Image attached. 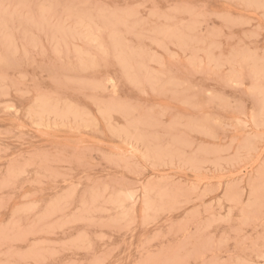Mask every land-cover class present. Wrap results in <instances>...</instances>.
<instances>
[{
  "label": "rangeland",
  "instance_id": "1",
  "mask_svg": "<svg viewBox=\"0 0 264 264\" xmlns=\"http://www.w3.org/2000/svg\"><path fill=\"white\" fill-rule=\"evenodd\" d=\"M0 264H264V0H0Z\"/></svg>",
  "mask_w": 264,
  "mask_h": 264
},
{
  "label": "bare ground",
  "instance_id": "2",
  "mask_svg": "<svg viewBox=\"0 0 264 264\" xmlns=\"http://www.w3.org/2000/svg\"><path fill=\"white\" fill-rule=\"evenodd\" d=\"M184 6V5H183ZM263 8V7H262ZM176 12V11H175ZM186 12V11H185ZM203 12V11H202ZM187 13V12H186ZM211 15V14H210ZM126 18V17H125ZM218 17H216V19H217ZM219 20H220V18H219ZM124 29V28H123ZM91 31V30H90ZM101 31V30H100ZM125 31V30H124ZM164 34V33H163ZM256 36V35H255ZM256 38V37H255ZM163 40V39H162ZM157 47V46H156ZM73 51V50H72ZM247 52V51H246ZM250 52V51H249ZM249 52H247V53H249ZM164 53V52H163ZM250 54V53H249ZM204 56V55H203ZM205 58V57H204ZM205 60H206V58H205ZM252 61V60H251ZM230 62V61H229ZM229 62H227V63H229ZM82 63V62H81ZM206 63V62H205ZM258 63V62H257ZM261 63V62H260ZM86 65V64H85ZM198 65H200V64H198ZM206 65V64H205ZM208 65V64H207ZM193 66V65H192ZM209 66V65H208ZM149 67V66H148ZM198 67V66H197ZM238 67V66H237ZM253 67V66H252ZM117 68H118V66H117ZM121 70V69H120ZM139 74V73H138ZM249 79V78H248ZM112 81V80H111ZM250 81V80H249ZM161 83V82H160ZM162 85V84H161ZM167 85V84H166ZM164 87V86H163ZM111 88V87H110ZM141 90V89H140ZM107 91V90H106ZM116 93V92H115ZM156 93V92H155ZM259 93V92H258ZM152 95V94H151ZM37 98H39V97H37ZM36 100V99H35ZM189 102V101H188ZM191 103V102H190ZM186 105V104H185ZM26 113V112H25ZM97 113V112H96ZM48 114V113H47ZM47 114H46V116H47ZM51 115V114H50ZM48 116H49V114H48ZM108 117V116H107ZM145 117V116H144ZM37 124V123H36ZM187 126V125H186ZM212 127V126H211ZM217 127H218V125H217ZM260 127V126H259ZM219 128V127H218ZM210 135V134H209ZM139 138V137H138ZM140 143V142H139ZM136 145V144H135ZM145 145V144H144ZM150 149V148H149ZM151 153V152H150ZM156 155V154H155ZM146 161V160H145ZM165 173V172H164ZM155 183V182H154ZM251 183V182H250ZM256 183V182H255ZM259 184V183H258ZM250 185V184H249ZM148 187V186H147ZM145 188V187H144ZM226 194V193H225ZM157 197V196H156ZM163 202V201H162ZM198 202V201H197ZM182 208V207H181ZM226 216V215H225Z\"/></svg>",
  "mask_w": 264,
  "mask_h": 264
}]
</instances>
